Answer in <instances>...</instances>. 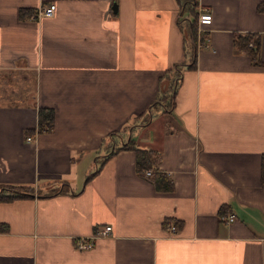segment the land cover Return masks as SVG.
I'll return each mask as SVG.
<instances>
[{
	"label": "crops",
	"instance_id": "1",
	"mask_svg": "<svg viewBox=\"0 0 264 264\" xmlns=\"http://www.w3.org/2000/svg\"><path fill=\"white\" fill-rule=\"evenodd\" d=\"M130 140L172 191L115 152ZM263 156L264 0H0V185L35 189L0 201V264H264Z\"/></svg>",
	"mask_w": 264,
	"mask_h": 264
},
{
	"label": "trees",
	"instance_id": "2",
	"mask_svg": "<svg viewBox=\"0 0 264 264\" xmlns=\"http://www.w3.org/2000/svg\"><path fill=\"white\" fill-rule=\"evenodd\" d=\"M261 10V5L258 7ZM197 19L192 22V40L194 44L197 43V27H196ZM253 41L257 46V41L254 38V35H243L237 38V45L246 48L248 43ZM252 58L257 55L258 48L251 50ZM174 86L171 87L172 91L168 93H163L155 100L154 104H162L164 109H170L174 106V93H173ZM56 114L54 109L42 107L39 109L38 112V132H50L55 124ZM123 149H132L135 152L136 156V170L139 174L143 175L144 170L152 169L154 174L152 175L151 179L154 182L155 188L158 191L162 192H169L172 191L174 188L173 181L171 178L162 172L157 171L154 168V161L159 155V152L153 148H142L135 144L133 141H129L125 143L122 147L116 149L115 152ZM113 152V153H115ZM111 153V154H113ZM109 154L106 159L109 158L111 155ZM262 177L264 180V156L262 159ZM35 194L34 188L29 186H13V185H0V201H12L15 199L21 198H29ZM224 211H222V214Z\"/></svg>",
	"mask_w": 264,
	"mask_h": 264
},
{
	"label": "built area",
	"instance_id": "3",
	"mask_svg": "<svg viewBox=\"0 0 264 264\" xmlns=\"http://www.w3.org/2000/svg\"><path fill=\"white\" fill-rule=\"evenodd\" d=\"M56 11V5L50 4L44 7H40L37 11L36 15L33 16V19H40L42 17H52L55 14ZM213 22V15L210 9L204 8L200 11L198 16V33H202L204 26H210ZM247 48L251 51L254 49V42L250 41L247 45ZM27 141L33 142L34 136H28ZM154 174V171L152 169H146L144 170L143 176L147 178H151ZM224 219L227 223H231L235 220L233 215H229L226 219ZM168 233L171 236H175L177 234V228L174 223L170 222L168 224ZM113 227L111 225H106L102 229H99L95 234H93L91 237H81L76 242V247L80 251H87L91 250L95 247V242L97 239L102 237H108L112 234Z\"/></svg>",
	"mask_w": 264,
	"mask_h": 264
},
{
	"label": "rangeland",
	"instance_id": "4",
	"mask_svg": "<svg viewBox=\"0 0 264 264\" xmlns=\"http://www.w3.org/2000/svg\"><path fill=\"white\" fill-rule=\"evenodd\" d=\"M156 109H157L156 106H154V109H153V113H154V114H156V111H157ZM162 113H163V112H162ZM37 133H39L38 130H37ZM31 136H34V135H31ZM34 191H35V189H34Z\"/></svg>",
	"mask_w": 264,
	"mask_h": 264
},
{
	"label": "water",
	"instance_id": "5",
	"mask_svg": "<svg viewBox=\"0 0 264 264\" xmlns=\"http://www.w3.org/2000/svg\"><path fill=\"white\" fill-rule=\"evenodd\" d=\"M34 196V195H33Z\"/></svg>",
	"mask_w": 264,
	"mask_h": 264
}]
</instances>
